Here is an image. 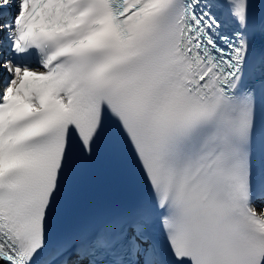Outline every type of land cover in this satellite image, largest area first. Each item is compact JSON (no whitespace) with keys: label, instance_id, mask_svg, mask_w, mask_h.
Returning <instances> with one entry per match:
<instances>
[{"label":"snow or ice","instance_id":"1","mask_svg":"<svg viewBox=\"0 0 264 264\" xmlns=\"http://www.w3.org/2000/svg\"><path fill=\"white\" fill-rule=\"evenodd\" d=\"M0 264H264V0H0Z\"/></svg>","mask_w":264,"mask_h":264}]
</instances>
